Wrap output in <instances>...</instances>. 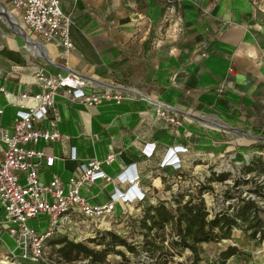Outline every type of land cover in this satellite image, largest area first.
Masks as SVG:
<instances>
[{
  "label": "crops",
  "instance_id": "obj_1",
  "mask_svg": "<svg viewBox=\"0 0 264 264\" xmlns=\"http://www.w3.org/2000/svg\"><path fill=\"white\" fill-rule=\"evenodd\" d=\"M61 2L71 14L75 49L66 60L59 57L62 48L47 47L28 35L19 13L8 0H0V88L10 93L0 92V127L11 128L19 92H38L32 84L38 67L53 74L74 71L91 83L90 92L109 90L123 99L120 104L103 101L86 108L57 97L62 118L59 129L65 139L63 144L43 146L57 158L52 168L42 172L44 182L56 177L67 184L81 163L93 158L104 162L114 154L110 165L103 164L112 182L98 180L84 186L81 193L92 205L106 204L116 188L128 190V185H119L117 177L137 173L138 187L148 197L143 203H118L119 211L150 202L151 193L165 191L167 172L179 179L198 175L207 167L204 161L235 150V135L253 139L246 129L258 126L264 116V0ZM9 20L33 41V51L20 28L19 32L12 30ZM40 53L55 65L39 58ZM66 61L68 69H63ZM12 73H20L25 84L9 79ZM157 103L177 115L183 125L161 122L156 116ZM147 145L155 146L151 158L143 153ZM175 146L190 149L179 154L185 160L184 168H161L167 151ZM70 148H76L75 161L68 158ZM3 216L0 202V221ZM6 238L15 245L3 235L0 259L16 250Z\"/></svg>",
  "mask_w": 264,
  "mask_h": 264
},
{
  "label": "built area",
  "instance_id": "obj_2",
  "mask_svg": "<svg viewBox=\"0 0 264 264\" xmlns=\"http://www.w3.org/2000/svg\"><path fill=\"white\" fill-rule=\"evenodd\" d=\"M8 1L12 9L19 13L28 35L32 34L47 47L62 48L59 57L64 60L75 50L70 31L71 14L64 11L62 0ZM261 11L264 12V7ZM38 57L55 65L54 60L46 56L38 54ZM61 67L68 69L67 61ZM9 79L25 84L20 73L10 74ZM32 84L38 92H19L11 128L0 127V202L4 211L0 221V239L8 235L14 240L16 250L12 259L19 257L35 264H47L46 244L60 230L63 220L82 216L98 222L112 217L117 212L118 203L127 206L143 203L148 196L138 187L140 175L133 172L117 177L119 185H128V190L123 192L116 188L106 204L92 205L81 193L84 186L98 180L112 182L113 179L103 170V164L110 165L115 160L114 154L108 155L104 162L93 158L81 163L67 184L56 177L48 183L44 182L42 172L52 168L57 158L43 146L53 142L63 144L65 139L59 129L62 118L57 97L91 108L103 101L114 100L120 104L123 96L109 90L101 94L90 92L91 83L70 70L66 74H53L38 67ZM0 92L10 95L2 87ZM155 106L156 116L161 122L173 127L183 125V121L165 105L157 103ZM189 150L184 146L170 148L160 167L182 170L185 160L179 154H187ZM154 151V145H147L143 153L151 158ZM68 158L77 160L76 148H70ZM196 187L200 188V184ZM40 217L48 219L49 226L44 233L27 225ZM8 258L5 257L6 260ZM6 260L0 264H6Z\"/></svg>",
  "mask_w": 264,
  "mask_h": 264
},
{
  "label": "rangeland",
  "instance_id": "obj_3",
  "mask_svg": "<svg viewBox=\"0 0 264 264\" xmlns=\"http://www.w3.org/2000/svg\"><path fill=\"white\" fill-rule=\"evenodd\" d=\"M246 131L264 138V116L261 117L258 126H251ZM235 136L237 140L235 150L204 161L203 166L207 167H203L204 171L198 175L191 173L187 179L183 176L179 179L175 173L167 172L163 180L169 182V185L160 194L151 193L150 202L126 207L115 212L112 217L98 222L82 216L63 220L60 230L46 244L47 264H187L191 252L173 244L179 241L174 224H168L162 230L156 228L148 233L142 222L153 215L152 212L149 213V208L161 202L176 210L178 205H183L190 197H195L197 201L196 196L199 195L197 184L205 190L201 199L204 200L209 212L208 220L219 214L230 218L236 216L243 200L259 206L262 211L260 215L264 217V141ZM222 175H225V178L220 181L218 176ZM211 177L214 181L208 182ZM193 188L196 190L190 193L193 192ZM186 196L188 198H185ZM147 222L149 224V221ZM237 224L229 239L222 240L217 245L197 246L201 260L196 263L211 264L215 262L216 252L232 246L238 248L240 252L229 259L227 264H264V239L254 241L247 238L248 223L237 219ZM27 225L40 233L46 232L49 226L45 217L29 221ZM215 233L220 234L218 230ZM111 235L118 236L135 248V251L131 252L122 244L113 245ZM5 241L10 248L16 247L9 239L6 238ZM69 242L86 246L97 255L89 259L73 249H68L63 254L58 253V250ZM105 250H110L106 257L102 256ZM67 253L70 261L64 258ZM5 260L3 257L0 262ZM6 264L35 263L25 258L12 259L10 256Z\"/></svg>",
  "mask_w": 264,
  "mask_h": 264
},
{
  "label": "trees",
  "instance_id": "obj_4",
  "mask_svg": "<svg viewBox=\"0 0 264 264\" xmlns=\"http://www.w3.org/2000/svg\"><path fill=\"white\" fill-rule=\"evenodd\" d=\"M218 178L223 180L225 175L218 176ZM213 177H211L208 182H213ZM199 195L195 197H190V200L185 202L183 205H178L176 210H173L165 202H161L156 206L149 208V213H153L143 220V227L149 233L154 229L162 230L168 224L175 225V231L179 237L178 242L173 244L176 247L188 249L191 252L189 256V262L187 264H197L201 260L197 253V246L202 244H219L222 240L229 239L232 236L233 229L236 228L237 219H241L243 222L248 223L246 231L249 232V239L262 241L264 239V217L260 215L261 209L254 202L242 201L239 210L234 217H228L225 215H215L212 220H208L209 212L202 198L205 192L204 188L200 186L198 188ZM149 221V224L148 222ZM218 230L220 234H216L215 231ZM146 238L148 234L145 235ZM112 243L122 244V246L127 247L131 252L135 251V248L129 246L124 240L120 239L118 236L111 235ZM68 249H73L78 251V253L84 254L86 258L95 257L97 254L91 251L86 246L81 244L67 243L58 250V253L63 254ZM110 250H105L102 256L109 254ZM148 251V250H147ZM239 249L236 247L229 246L226 250L221 252H216L215 262L211 264H227L228 260L239 254ZM67 261L71 258L69 253L65 254L64 257ZM103 258V257H102ZM168 264V263H166ZM181 264V263H177ZM210 264V262H208Z\"/></svg>",
  "mask_w": 264,
  "mask_h": 264
},
{
  "label": "water",
  "instance_id": "obj_5",
  "mask_svg": "<svg viewBox=\"0 0 264 264\" xmlns=\"http://www.w3.org/2000/svg\"><path fill=\"white\" fill-rule=\"evenodd\" d=\"M17 26H19V25H17ZM20 30H21V34H22L23 38L26 39L27 43H31L32 44L33 41L29 38V36L25 33V31H23L22 28H20ZM247 136L253 138L254 140L264 141V138H260L258 136H255V135H252V134H249V133H247Z\"/></svg>",
  "mask_w": 264,
  "mask_h": 264
},
{
  "label": "bare ground",
  "instance_id": "obj_6",
  "mask_svg": "<svg viewBox=\"0 0 264 264\" xmlns=\"http://www.w3.org/2000/svg\"><path fill=\"white\" fill-rule=\"evenodd\" d=\"M9 25H10V27L12 28V30H14V31H18V29H19V27L16 25V23H15V21H11V20H9ZM20 30V29H19ZM19 32V31H18ZM20 35V34H19ZM31 46V44L30 43H28V49H31L32 50V48L30 47ZM34 46V45H33ZM33 51V50H32ZM47 52V51H46ZM41 54V53H40ZM47 56V55H46ZM219 129H225L224 127H220L219 126ZM233 131H235L236 133H239V132H237V130H233ZM243 134H245V133H243Z\"/></svg>",
  "mask_w": 264,
  "mask_h": 264
}]
</instances>
